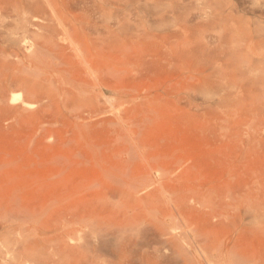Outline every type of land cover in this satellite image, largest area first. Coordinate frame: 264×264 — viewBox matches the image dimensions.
Returning a JSON list of instances; mask_svg holds the SVG:
<instances>
[{
  "label": "bare ground",
  "instance_id": "1",
  "mask_svg": "<svg viewBox=\"0 0 264 264\" xmlns=\"http://www.w3.org/2000/svg\"><path fill=\"white\" fill-rule=\"evenodd\" d=\"M241 1L252 17H227L221 31L213 29L203 39L211 45L220 43L224 49L220 55L231 60L219 68L236 66L257 93V86L264 84V0ZM196 6L207 20L226 12L218 0H196ZM115 21L119 34L128 38L129 31H120L123 22ZM146 46L149 52H137L132 65L158 64L154 45ZM101 70V0H0V119L24 108L32 113V102L39 98L101 109ZM17 89L26 94L19 105ZM226 95L223 90L220 98ZM44 102L38 106L45 109L42 115L53 104ZM90 108L89 115L94 112ZM260 108L264 110V93H257L254 100V110ZM138 144L123 148L121 144L119 151L127 157L118 153V159L100 162L101 184L84 180L87 185L75 181L67 186L70 165L65 160L58 174L44 182L32 175L0 177V264H264L259 194L253 197L232 185L228 174L207 178L197 161L173 173L167 162L149 157L150 149ZM249 219L255 224L252 244L243 227Z\"/></svg>",
  "mask_w": 264,
  "mask_h": 264
},
{
  "label": "rangeland",
  "instance_id": "2",
  "mask_svg": "<svg viewBox=\"0 0 264 264\" xmlns=\"http://www.w3.org/2000/svg\"><path fill=\"white\" fill-rule=\"evenodd\" d=\"M218 1L225 6L226 12L216 16L215 20H207L206 15L200 16L196 0H101V71L107 70L103 67L109 68L104 72L106 76L101 72L102 110L100 106H96L98 110L84 104L75 108L63 101H42L39 98L40 102L39 99L32 102L34 109H29L33 114L25 108L18 113H6L8 116L0 119V177L32 175L31 178L44 182L49 176L58 174L63 166L61 161L65 160L70 165L66 172L70 175V181L65 182L67 186L80 181L87 185L84 180L88 184L91 181L101 184V176H98L101 175L100 162L116 160L118 156L127 157L119 151L121 144L123 148L128 143H142L141 146L150 149L149 157L162 158L173 173L197 161L207 178L228 174L232 185H239L253 197L259 194L264 208V110H254V100L257 93H264V84L257 86V93L253 92V86L238 75L236 66L220 69L219 64L230 61L231 57L220 55L224 50L220 43L211 45L203 39L213 29L221 31L227 17L247 18L252 15L241 0ZM228 8L234 12L227 11ZM115 19L123 22L120 31H129L128 38L119 34L113 24ZM141 34L140 40L135 38ZM149 43L154 45L151 49L154 50L153 57L156 59L159 54L158 64L150 68L132 65L137 52H149L146 46ZM223 90L227 95L221 99ZM15 93L20 95L15 101L19 105L26 94L19 89ZM41 102H52L56 105V112L50 114L54 108L52 104L42 115L44 112L41 111L45 109L40 108L43 107ZM87 106L94 111L91 114L89 109L91 116ZM132 125L135 126L133 129ZM145 127L149 130L147 133ZM137 133H141L140 138ZM167 145L169 150L165 151ZM159 148L161 151L155 153ZM214 159H220L217 160L219 166ZM70 160L74 162L72 166ZM88 161L92 166H87ZM93 164L97 166L94 168ZM92 167L95 171L90 170ZM85 171L87 175L83 174ZM92 172L95 173L92 175ZM243 227L247 229L245 236L252 244L254 221L247 220ZM259 236L264 257V219Z\"/></svg>",
  "mask_w": 264,
  "mask_h": 264
}]
</instances>
